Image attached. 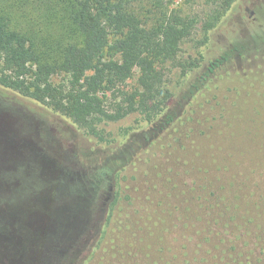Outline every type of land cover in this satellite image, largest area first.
<instances>
[{
    "label": "trees",
    "instance_id": "obj_1",
    "mask_svg": "<svg viewBox=\"0 0 264 264\" xmlns=\"http://www.w3.org/2000/svg\"><path fill=\"white\" fill-rule=\"evenodd\" d=\"M170 1L0 0V88L30 103L16 126L0 122V264H65L115 215L152 221L164 264H264V67L222 71L264 36L205 66L183 59L196 20ZM221 1L203 43L235 0ZM28 114L112 152L72 168Z\"/></svg>",
    "mask_w": 264,
    "mask_h": 264
},
{
    "label": "rangeland",
    "instance_id": "obj_2",
    "mask_svg": "<svg viewBox=\"0 0 264 264\" xmlns=\"http://www.w3.org/2000/svg\"><path fill=\"white\" fill-rule=\"evenodd\" d=\"M220 4H223V1L171 0L167 4L169 12L175 11L182 17L196 20L192 39L181 46L180 55L183 59L195 57L201 53L205 56L203 62L205 66L208 61L218 58L231 48L233 41L245 40L252 34L264 36V0H235L224 11L217 26L209 32L207 42L203 43L202 24ZM258 66L264 67V42L245 58L234 59L225 64L222 71L230 70L235 73ZM181 80L179 70L167 71V86L177 93L176 97L181 94L183 88L180 86ZM134 84L135 78L128 82L127 88H131ZM28 106L30 107V103L17 94L0 88V122H3V124L1 122L3 126L10 124L16 126L15 120L26 119L24 113L27 114ZM231 109L228 107V110ZM27 119L35 124L43 144L53 154L56 153L55 155L68 162L72 168L85 170L91 167L96 168L103 164L105 157L112 152L110 147L96 144L81 135H74L67 122L57 124L63 128L65 134L55 137V130L51 129L45 120L30 114L27 115ZM130 124L131 120H128L120 122L117 127H126ZM115 128L111 127L113 130ZM61 142L64 144L62 145ZM103 195H101L99 207L103 206ZM164 200L162 199V202L165 204L167 198L164 197ZM173 204L176 203L173 202ZM136 223L123 215H115L100 240L96 239V231L92 228L88 235L82 238L79 247L72 251V257H69L65 264H164L166 252L162 250L163 242L157 236L159 232L152 234L150 229L148 230V226H153L152 221L139 220ZM153 227L155 230L158 229L156 226Z\"/></svg>",
    "mask_w": 264,
    "mask_h": 264
}]
</instances>
